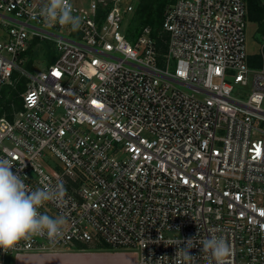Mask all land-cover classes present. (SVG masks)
Segmentation results:
<instances>
[{
    "label": "built area",
    "instance_id": "2783aa9c",
    "mask_svg": "<svg viewBox=\"0 0 264 264\" xmlns=\"http://www.w3.org/2000/svg\"><path fill=\"white\" fill-rule=\"evenodd\" d=\"M133 1L70 0L72 31L44 22V0H0V90L14 71L27 79L0 115V157L31 190L62 185L39 211L67 221L55 241L0 249V264L94 241L137 264H216L199 243L212 235L230 245L226 264H264V68L247 62L246 2L174 0L156 34L144 25L130 40ZM35 38L55 58L33 74Z\"/></svg>",
    "mask_w": 264,
    "mask_h": 264
},
{
    "label": "clouds",
    "instance_id": "9594fccd",
    "mask_svg": "<svg viewBox=\"0 0 264 264\" xmlns=\"http://www.w3.org/2000/svg\"><path fill=\"white\" fill-rule=\"evenodd\" d=\"M39 15L49 26L60 24L76 31L81 26V18L73 15L70 0H44ZM13 161L0 157V249L8 250L21 239L34 235H47L50 240L63 236L66 219L63 215L53 218L42 214L39 209L48 202L60 203L66 189L62 185L52 187L42 180V187L29 189L20 176L12 171ZM46 179V178H45ZM202 251L210 253L216 264H226L231 248L223 236L212 235L199 242ZM195 247V238L187 241L186 249L179 250L185 261H191L187 249Z\"/></svg>",
    "mask_w": 264,
    "mask_h": 264
},
{
    "label": "trees",
    "instance_id": "16d2710c",
    "mask_svg": "<svg viewBox=\"0 0 264 264\" xmlns=\"http://www.w3.org/2000/svg\"><path fill=\"white\" fill-rule=\"evenodd\" d=\"M174 0H134L133 9L129 15V21L125 29V35L132 40L139 29L148 25L151 28L152 34H156L160 29L163 20L164 8L167 4ZM246 2V20L256 24V31L264 36V0H245ZM165 36V35H164ZM161 44V42L159 41ZM50 43L46 40L33 39L30 46L25 52L26 59L24 66L31 70L33 60L41 51L46 64H50L54 58V52L50 48ZM162 47V44H161ZM247 62L251 67H259L264 64V46L261 51L254 54H247ZM16 71L12 77L15 79L13 84H5L0 90V115L4 113L10 116V103L18 107V93L24 89L25 77H16Z\"/></svg>",
    "mask_w": 264,
    "mask_h": 264
},
{
    "label": "rangeland",
    "instance_id": "374dc122",
    "mask_svg": "<svg viewBox=\"0 0 264 264\" xmlns=\"http://www.w3.org/2000/svg\"><path fill=\"white\" fill-rule=\"evenodd\" d=\"M72 1L77 4H86L89 0ZM262 46H264V36H261L260 33L256 31L255 23L246 20L245 51L247 52V54L258 53L261 51ZM41 53L42 52L40 51L36 58L33 60V64L31 67L33 74L47 66ZM254 68H264V64ZM233 86V94L235 96L241 99L246 98L247 92L250 90L249 85L241 86L239 84H233ZM259 136L260 135L256 134L254 135V138ZM83 252H89L91 254L82 255ZM113 252L115 253V257H120L121 255L126 256V258L129 259L130 263L133 257L132 253L134 251L129 247L112 248L102 242L94 241L87 244L62 245L51 251H24L21 252L22 257L20 258L19 262L20 264H116V260L109 259L114 254ZM96 253H107V255H105V257H101ZM13 256L14 255H6V257L8 258L7 264H9L11 258L12 262L17 263L16 257Z\"/></svg>",
    "mask_w": 264,
    "mask_h": 264
},
{
    "label": "crops",
    "instance_id": "0c3cea01",
    "mask_svg": "<svg viewBox=\"0 0 264 264\" xmlns=\"http://www.w3.org/2000/svg\"><path fill=\"white\" fill-rule=\"evenodd\" d=\"M107 253H109V252H107ZM107 253H101V254L96 253V254L100 255L101 257H105V255H107ZM84 254H86V255L89 254L90 255L91 253H89V252L88 253L87 252H83L82 255H84ZM79 255H81V254H79ZM114 255H115V253L109 259L116 260L115 261L116 264H137L135 252L132 253V256L133 257H132L130 263H129V259L126 258V256L121 255L120 257H115ZM13 257H16L17 263L16 262L15 263L12 262V258H11L10 261H9V264H20L19 260L22 257V254L21 253H18L16 255H14Z\"/></svg>",
    "mask_w": 264,
    "mask_h": 264
},
{
    "label": "snow or ice",
    "instance_id": "6c2138e0",
    "mask_svg": "<svg viewBox=\"0 0 264 264\" xmlns=\"http://www.w3.org/2000/svg\"><path fill=\"white\" fill-rule=\"evenodd\" d=\"M57 75H58V73H57ZM28 99L31 101V100H32V97H29ZM94 103H95V102H94Z\"/></svg>",
    "mask_w": 264,
    "mask_h": 264
}]
</instances>
